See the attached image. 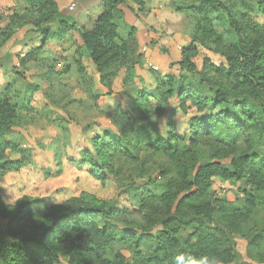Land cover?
I'll use <instances>...</instances> for the list:
<instances>
[{
  "label": "trees",
  "instance_id": "obj_1",
  "mask_svg": "<svg viewBox=\"0 0 264 264\" xmlns=\"http://www.w3.org/2000/svg\"><path fill=\"white\" fill-rule=\"evenodd\" d=\"M28 2L22 13L0 11L1 21L7 20L0 49L21 30L39 34L41 46L21 59L22 65L38 63L49 41L75 35L77 51L96 70L91 74L76 63L90 102L112 96L122 72L135 94L130 112L118 109L111 117L116 131L89 137L68 162L89 169L101 183L118 181L124 163H160L155 178L135 190L139 221L130 223L139 234L112 233V219L129 214L85 193L44 214L31 210L34 203L12 206L0 197V264H64L63 258L66 264H129L117 246L147 240L150 253L138 250L132 264H175L180 254L184 264L205 258L208 264H264V0H176L173 10L189 21L191 44L181 50L179 77L152 72V89L135 83L136 68L144 63L135 29L126 37L120 33L122 7L142 10L140 0H100L90 29L65 16L57 0ZM219 13L227 18L232 42L214 26L211 16ZM52 25L59 26L57 33ZM211 41L225 63L206 58L199 68L200 47ZM29 89L34 97L39 87ZM7 95L0 97V182L34 158L10 141L23 106ZM62 174L60 169L53 176ZM218 181L245 182L248 188L238 203H230L213 195ZM237 238L246 240L249 261L240 258Z\"/></svg>",
  "mask_w": 264,
  "mask_h": 264
},
{
  "label": "rangeland",
  "instance_id": "obj_2",
  "mask_svg": "<svg viewBox=\"0 0 264 264\" xmlns=\"http://www.w3.org/2000/svg\"><path fill=\"white\" fill-rule=\"evenodd\" d=\"M91 1L93 3L94 0ZM95 9L93 8L94 11ZM82 13L80 6L76 8L73 15L78 16ZM211 17L217 31L223 34L227 42H232L235 37L228 25L226 16L219 13ZM183 23L187 34L190 35L189 21L185 17H183ZM120 27L122 37H126L130 31V26L125 21L120 24ZM71 40H76L75 35L71 37ZM215 46V42L211 41L204 47H200V56L195 60L199 68H202L206 58L216 65L225 63L224 58L214 52ZM145 53L147 50H143L141 54ZM159 54L165 55L167 51L161 47ZM13 61L16 60L13 59ZM143 66L144 63L140 67ZM153 69L149 70V73L154 77L152 72L159 73V70ZM167 75L178 78L180 75L179 66L175 63L172 64ZM78 77L76 74L70 75L64 81H52L49 77L48 83L52 87L51 91L46 95L43 92H36L34 97L28 96L27 101L17 95L14 82H10L5 89L6 82L4 79H0V97L8 93L7 96L12 102L23 106L22 117L16 132L11 135L10 141L15 142L34 157L31 166L18 172H11L1 180L0 197L3 202L12 206L34 203L35 205L31 207V210L35 214H44L51 207L80 198L85 193L105 202L107 207L117 209L120 214H129L118 215L112 219L110 223L112 233H124L128 229H134L136 230L135 233L139 234L142 231L134 228L130 223L133 220L139 221L133 213L140 195L135 190L141 189L142 191V188L148 183L149 176L155 178L157 169L154 167L160 162L157 161L153 163V166L145 168L124 163L118 181L107 183H101L95 179L89 169H81L68 162L67 159L70 157L78 158V154L88 146L89 137L101 136L103 131L113 133L116 131L112 123V115L102 112L99 107L88 101V98H81L83 94L73 93L76 84L74 80L77 82ZM36 78L39 77H36L35 74ZM22 80L17 82L22 85ZM30 85L35 86V84L29 83L28 89ZM63 85H66L64 89H62ZM143 87L152 89L154 84H144ZM82 88L84 87L82 86ZM74 97L77 99L73 100ZM28 100H30L29 106H24ZM45 105L46 107H44ZM127 112H130L129 108ZM129 116L134 117L133 113H129ZM57 164L60 166L58 167ZM60 169L63 170V174L54 177L53 175L58 173ZM247 188L245 182L218 181L214 184L212 193L230 203H238L244 197V191ZM149 189L154 191L152 187ZM236 242L240 258L249 261L246 240L237 238ZM151 247L152 241L147 240V242L142 241L138 245L120 244L117 246V250L125 255L129 264H132L134 255L138 250L149 254ZM62 262L66 264L64 258Z\"/></svg>",
  "mask_w": 264,
  "mask_h": 264
},
{
  "label": "crops",
  "instance_id": "obj_3",
  "mask_svg": "<svg viewBox=\"0 0 264 264\" xmlns=\"http://www.w3.org/2000/svg\"><path fill=\"white\" fill-rule=\"evenodd\" d=\"M140 1L142 10L134 6L131 8L122 7V11L125 14L126 23L135 29L139 42V52L142 53L143 50H147V53L143 54L144 66L136 68V86L143 87L144 84H154V77L149 73V70L156 68L160 74L165 76L172 64L178 65L181 61V50L191 44V39L185 30L182 15L177 14L173 10L176 0ZM99 3L100 0H94L93 3L91 0H57L59 9L65 16L72 18L78 25L88 29L93 26L91 18L96 16L93 8L97 9ZM80 6L83 13L78 16L73 15L76 8ZM28 7V0H0V11L7 8H15L19 13H22ZM1 16L0 14V18ZM6 22V19L3 18L2 21L0 19V29L5 26ZM52 31L57 33L59 26L52 25ZM71 37L72 35L67 36L62 41H49L46 48L39 54L38 63L33 62L22 65L21 59L31 50L41 46L42 36L27 32V30L19 31L6 46L0 49V79L5 80V89L10 82H14L16 84L14 89L17 91V95L26 100L30 90L27 86L31 83L39 87L37 92H43L46 95L52 88L48 83L49 77H51L52 81H64L70 75L76 74L77 77L79 76V68L76 64L78 62H81L84 69L88 72L96 74L92 61L84 52L77 51V47L74 45L75 40H71ZM161 47L167 51V54H159ZM13 59L17 62H14ZM18 72L23 78L16 75ZM35 74L39 78L35 79ZM19 80H22V85L17 82ZM124 80L125 74L122 72L114 83V94L109 97H102L96 104L91 103L99 107L107 115L113 116L118 109L128 111L129 104L135 94L131 88L125 85ZM74 82L76 84L74 85L73 93H81L83 94L81 98H87L82 85L79 83V77L78 81L74 80ZM65 86L63 85L62 89ZM76 99V97L73 98V100Z\"/></svg>",
  "mask_w": 264,
  "mask_h": 264
},
{
  "label": "clouds",
  "instance_id": "obj_4",
  "mask_svg": "<svg viewBox=\"0 0 264 264\" xmlns=\"http://www.w3.org/2000/svg\"><path fill=\"white\" fill-rule=\"evenodd\" d=\"M185 262V255L180 254L175 257V264H184ZM188 264H208L207 259H201L199 261L190 259Z\"/></svg>",
  "mask_w": 264,
  "mask_h": 264
}]
</instances>
